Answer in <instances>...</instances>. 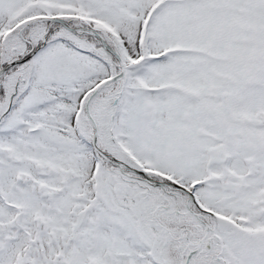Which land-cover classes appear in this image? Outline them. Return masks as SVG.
Masks as SVG:
<instances>
[{"label":"snow or ice","instance_id":"6c2138e0","mask_svg":"<svg viewBox=\"0 0 264 264\" xmlns=\"http://www.w3.org/2000/svg\"><path fill=\"white\" fill-rule=\"evenodd\" d=\"M0 264H264V0H0Z\"/></svg>","mask_w":264,"mask_h":264}]
</instances>
